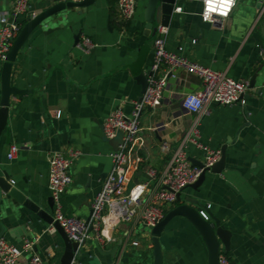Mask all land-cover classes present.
Returning a JSON list of instances; mask_svg holds the SVG:
<instances>
[{
    "label": "crops",
    "instance_id": "0c3cea01",
    "mask_svg": "<svg viewBox=\"0 0 264 264\" xmlns=\"http://www.w3.org/2000/svg\"><path fill=\"white\" fill-rule=\"evenodd\" d=\"M13 1L0 0V14L10 10ZM53 3L30 0V10L38 14ZM147 3L139 0L135 16L124 24L118 21V0H95L80 11L65 9L38 26L17 55L11 84L28 91L11 97L7 124L0 135V167L11 176L13 186L53 215L50 152L80 151L71 168L73 181L60 202L65 214L85 220L112 169L110 153L121 136L106 137L104 121L117 108L128 114L133 111L134 101L142 96L138 77L150 73L153 41L160 32V22L155 23L157 28L146 30ZM177 6L182 11H175L165 26L168 49L181 48L191 59L235 79L250 81L257 74V90L245 93V104L212 103L199 118L203 143L222 149L228 138L232 142L227 146L224 170L207 172L199 190L188 187L181 197L211 204L210 212L231 232L230 250L223 247L222 252L232 264H264V0H237L230 17L216 22L202 19L201 0H179ZM76 34L87 35L94 47L82 51L75 43ZM176 73L177 77L169 78L164 102L141 113L143 130L130 151L132 179L142 171L139 178L144 180L148 167L165 170L172 153L162 151V144L175 149L193 124L195 115L183 107L182 96L199 90L201 81L182 70ZM1 74L0 61V101ZM12 143L20 150L9 159ZM189 153L197 160L203 157L193 146ZM136 157L141 158L138 165ZM49 224L20 198L3 194L0 233L24 250L20 264L34 254L50 264L60 263L65 240L58 230L49 232ZM112 235L111 241L88 240L76 255L78 263L153 264L150 230L141 222H121ZM160 239L164 264H207L206 244L185 217H174Z\"/></svg>",
    "mask_w": 264,
    "mask_h": 264
},
{
    "label": "built area",
    "instance_id": "2783aa9c",
    "mask_svg": "<svg viewBox=\"0 0 264 264\" xmlns=\"http://www.w3.org/2000/svg\"><path fill=\"white\" fill-rule=\"evenodd\" d=\"M79 1V0H75ZM139 0H118V21L122 24L130 21L136 14ZM201 17L207 22L224 20L232 14L237 0H201ZM30 0H14L10 10L0 14L2 27L0 28V61L7 59L14 40L18 36L25 21L35 16L30 10ZM175 11L181 12L177 6ZM160 32L153 41V61L148 75V86L142 94L141 100H135L133 111L128 114L122 108L112 111L104 121V134L112 139L118 132H123V142L118 149L113 150L112 169L102 182V187L91 204L89 220L77 215L65 214L61 206V196L73 181L71 168L74 159L80 155L78 150L52 151L49 154V188L53 200L54 221L49 224L48 231L56 232L54 222L57 221L64 229L70 240L77 242L80 247L88 240L95 238L100 242L114 240L112 231L121 222L137 220L151 230L166 215L169 208L178 203L179 194L195 183L203 171L211 168L222 155L221 149H215L203 143L200 138L199 118L212 104L231 105L245 104V93L249 90L247 79H235L222 70H216L197 62L179 51H173L166 46V28L159 25ZM77 47L89 52L94 44L87 35H82ZM177 70L197 76L201 81V88L184 93L183 107L195 115L193 124L182 139L179 146L171 149L167 143L162 144L164 152H171L168 167L158 172L153 167L144 170L146 178L129 189L132 180L131 148L138 142L143 127L140 116L148 107H157L164 102V93L170 77H177ZM60 112H58L59 114ZM193 146L203 152L201 161L203 166L195 165L189 159V148ZM20 146L12 143L8 151V158L14 159L19 153ZM135 163L141 161L135 158ZM13 183V182H12ZM208 208L211 204L207 205ZM201 214L209 219L204 210ZM135 245L138 241L133 242ZM26 245H30L29 243ZM24 250L0 236V264H20ZM75 256L71 264H79ZM220 264H232L229 257L221 252ZM24 264H50L42 257L34 254Z\"/></svg>",
    "mask_w": 264,
    "mask_h": 264
},
{
    "label": "water",
    "instance_id": "95a60500",
    "mask_svg": "<svg viewBox=\"0 0 264 264\" xmlns=\"http://www.w3.org/2000/svg\"><path fill=\"white\" fill-rule=\"evenodd\" d=\"M54 3L31 17L27 20L21 30L13 42V45L8 52L7 59L2 62V74H1V82H2V93H1V101H0V135L4 130L7 119L8 112L11 104L12 95L22 94L27 92L28 90H23L18 88L17 86L11 84L12 81V73L14 63L16 61L18 53L28 44L29 39L33 31L40 26L46 19L51 16L57 15L59 12L68 9L74 8L77 11L85 10L88 6L93 4L95 0H52ZM179 0H148V3L145 8V19H146V30L150 31L155 27L156 22H160L163 26H169L172 17L175 13V8ZM80 40V35L76 34L75 43L77 44ZM256 75L254 74L250 79L249 89L252 91H256ZM138 79L142 83V94L145 92L148 86V77L145 74H141ZM142 96H140L139 100H141ZM119 136H121L120 141L116 149H118L119 145L123 142V132H118ZM232 142L229 138L227 139V143L222 146V155L221 158L211 167L207 168L200 175L198 180L191 184L189 187L199 190L200 186L206 179L207 172L220 173L224 170L226 166V156H227V146ZM189 159L193 164L203 166V162L201 160H197L194 157L190 156ZM142 171L137 172L136 177H134L129 182V189H131L134 184L140 181V176L142 175ZM8 192L11 196H15L23 200L25 205L38 213L40 217L44 220L52 223L54 221V215L47 208L43 207L39 202H35L34 200L27 198L20 190H18L15 186H13L11 181V176L7 173V171L0 167V200L4 193ZM182 194H179L178 203L166 213L165 217L150 230V235L153 244V264H164V255L163 248L161 243V235L165 230L167 224L176 216H183L196 228L198 233L203 238L207 251V264H220L219 256L222 252V248L224 247L225 251L230 250L231 244V232L228 230L222 221L212 214L209 208L202 203L199 202L196 198H186L183 199L181 197ZM49 204L53 209V200L52 197L49 196ZM204 210L207 212L209 219H206L200 212V210ZM54 225L57 230L60 232L62 237L65 240L66 251L64 256L61 258L59 264H71L73 258L76 255H80L83 246L77 242H74L69 239L64 229L61 227L59 222L55 221ZM3 231L0 233V236H3ZM122 243V241L120 242ZM99 250L102 252V248L100 243H98ZM106 253H113V251H107Z\"/></svg>",
    "mask_w": 264,
    "mask_h": 264
},
{
    "label": "clouds",
    "instance_id": "9594fccd",
    "mask_svg": "<svg viewBox=\"0 0 264 264\" xmlns=\"http://www.w3.org/2000/svg\"><path fill=\"white\" fill-rule=\"evenodd\" d=\"M233 2H234V0H228V3H230V4L233 3Z\"/></svg>",
    "mask_w": 264,
    "mask_h": 264
}]
</instances>
